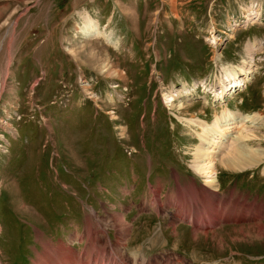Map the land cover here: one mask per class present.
<instances>
[{
  "label": "rangeland",
  "instance_id": "rangeland-1",
  "mask_svg": "<svg viewBox=\"0 0 264 264\" xmlns=\"http://www.w3.org/2000/svg\"><path fill=\"white\" fill-rule=\"evenodd\" d=\"M228 69L244 85L217 100ZM225 106L260 115L243 131L264 152V0H0V264H264V158H216L209 204L181 120Z\"/></svg>",
  "mask_w": 264,
  "mask_h": 264
},
{
  "label": "bare ground",
  "instance_id": "bare-ground-1",
  "mask_svg": "<svg viewBox=\"0 0 264 264\" xmlns=\"http://www.w3.org/2000/svg\"><path fill=\"white\" fill-rule=\"evenodd\" d=\"M99 26L100 25H99L98 21L90 19L87 17V18H85V21H84V32L87 36H91L93 38L94 37L101 38L107 44H111L112 46H115L116 42L113 39L112 34L108 33V32H107L108 34H106V33H104L105 31L102 32L100 30ZM81 27H83V24ZM238 71H240V74ZM238 71L235 69H228L225 72L224 77L222 79L218 80L219 84L221 85L220 86L221 90L215 93V97L217 98V100L224 101L223 98L225 97L226 90H228V93L233 95V94H235V91L237 90V88L244 85V84H242L243 79H241L240 76L246 75V73L243 72L244 69H240ZM244 81H247L246 76H244ZM186 92H187V88H186ZM179 95H181V94H179ZM186 95H189V94L186 93ZM229 98H231V97H229ZM167 100L170 101L171 98H168ZM172 105H173V103H172ZM178 107H180L178 109L179 111L183 110L182 105H179ZM181 120L183 122H185L184 124H186L187 127H190L192 129V132L194 129V133L197 136V139L199 141V143H197L195 145V148L193 150L195 152L196 159L202 160V162L207 160V162L205 163L206 164L205 166H197L196 165L193 167H195V169H197V171L201 175V177L209 178L207 181H205L207 184L206 183L204 184L210 190L209 193H211V195L209 194V196L207 197V201H209L210 199L212 200L209 202V204L210 203L212 205L215 204V198L216 197L214 196V194L212 192H215L217 190L219 191L220 186H221L219 180L214 178L215 172H216V167H217V166H215V159L216 158L219 159V162L222 165V167H224L228 170H233V171L234 170H243V169H246L249 167H253L256 164H259L264 158V152L263 151H261L260 149H252L253 147L251 148L250 143H247L248 141L252 140V136L254 134L251 135V134L245 133L243 131V129L246 128L245 124L248 123V124H250L249 126L251 127V126H254L256 123H258L261 120L260 115L257 113L252 114V115L251 114H244V113L232 111L227 106H225L222 108L220 113H217L214 116L213 120L210 123L205 121L204 119L199 118V117H197V118L196 117H190V118L183 117V118H181ZM0 122H2V121H0ZM248 130H249V128H248ZM226 141L230 142V144L227 147L226 153L224 155H221L222 153L220 154L219 151L225 147L226 144L224 142H226ZM183 193H185V192H183ZM205 201H206V199H205ZM211 211H214V210H211ZM191 216H192V218H190L191 220L189 222H192L194 220L193 216H196V214L195 213L191 214ZM196 217L198 218L200 216H196ZM197 218H195V219H197ZM117 221L121 224H124V222L121 218L117 219ZM126 242L128 243V239L123 243V247H124V245H126ZM60 244L63 245L61 242H60ZM129 248H131V246H129V243H128L127 248H125V249H129ZM64 250L66 251V249H64ZM141 252H143V251H141ZM59 253H60V251H59ZM104 253L100 254V256H101V257H99L100 260L96 259V261H93V262L91 260L92 257L87 258V259L82 261V259L75 254H71L69 256L62 255V256L57 257V260H56V262H54V264H92V263L98 264V262H100V264H127L125 259H124V261H125L124 262V261L118 259L115 256V254L113 255L114 257H109L108 259H105ZM87 255H86V257H87ZM50 256H53V254H52V252H50L48 250H46L45 252H42V253H38L34 264H47V259L49 260ZM105 260H108V261H105ZM131 264H138V263L135 259V261H133Z\"/></svg>",
  "mask_w": 264,
  "mask_h": 264
},
{
  "label": "crops",
  "instance_id": "crops-1",
  "mask_svg": "<svg viewBox=\"0 0 264 264\" xmlns=\"http://www.w3.org/2000/svg\"><path fill=\"white\" fill-rule=\"evenodd\" d=\"M148 221V220H147ZM146 226V225H145Z\"/></svg>",
  "mask_w": 264,
  "mask_h": 264
}]
</instances>
